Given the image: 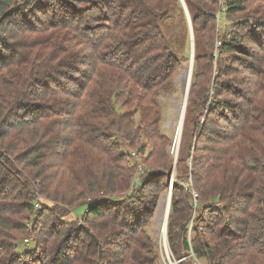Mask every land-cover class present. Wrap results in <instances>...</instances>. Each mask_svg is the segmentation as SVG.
Instances as JSON below:
<instances>
[{"label": "trees", "instance_id": "16d2710c", "mask_svg": "<svg viewBox=\"0 0 264 264\" xmlns=\"http://www.w3.org/2000/svg\"><path fill=\"white\" fill-rule=\"evenodd\" d=\"M184 2L194 33L188 122L206 100L200 46L212 53L222 3L233 26H248L220 38L218 67L240 53L247 71L264 78V0ZM249 7L255 18L237 15ZM189 40L181 0H0V264H154L145 226L172 167L158 95L171 91L190 59ZM251 40L260 54L248 51ZM257 81L252 97L250 86L241 90L248 104L241 124L229 119L230 132L198 148L190 175L200 218L190 221L189 184L172 183L166 237L179 264H192L191 253L207 264H264V176L255 174L264 146L253 138L264 135V94L256 100L264 83ZM147 146L135 185L123 147L139 155ZM205 200L221 202L229 216ZM38 216L42 240L31 255L21 241Z\"/></svg>", "mask_w": 264, "mask_h": 264}, {"label": "rangeland", "instance_id": "374dc122", "mask_svg": "<svg viewBox=\"0 0 264 264\" xmlns=\"http://www.w3.org/2000/svg\"><path fill=\"white\" fill-rule=\"evenodd\" d=\"M224 1L225 0H219L220 3ZM224 9L225 5L222 3V7L219 11L220 13H218L219 19L216 18V21L219 24L217 23L218 28L216 26L217 30L214 34L215 41L217 39H220L221 37H224V35L229 36L233 32L235 34L246 33L245 28L248 26V23L243 24L244 21H241V24L239 26H233L232 22L230 21L231 19L226 18ZM251 11L252 8L249 7L246 8L245 11H239L237 15L239 16L244 12H249V14L253 18H255L257 15L252 13ZM241 27H244V29H242ZM260 37L264 39V31H262ZM180 40L181 37H179L178 43L179 54L182 52V49L184 47V41L181 40L180 43ZM258 40H251L244 43L246 44V47L249 48L248 51L251 52V50H253L254 55L260 54L262 52V46H258ZM200 49L203 56L200 60V67L206 77V82L203 83L202 90V93L206 94V100L203 102V106H199L198 109H194V106L192 107V113L190 115V118L188 119V122L185 120V112L187 109V106H185L183 122L180 128L179 109L187 83L189 81L188 80L186 83L185 76L190 59H183L181 61L180 66L177 68L173 76L174 86L172 87L171 91L161 92L158 95V101L161 106L160 131L169 139V142L166 145V151L169 155L172 156V167L169 174V185L168 187L161 190L154 214L151 217L149 223L145 226L146 232L151 238L152 249L156 254L154 264H179V261L182 259H177L171 256L167 238L165 241L169 257H167L164 247L165 234L163 233V215H165L166 211L168 193L170 190L172 191V183L175 180L178 181L179 178H182L181 181L185 180L192 186V178L190 174L192 172V167L194 165L197 152L199 154L198 148L204 144H210V140L218 139L219 135H222L225 132H230L231 128H227L228 125L230 127L229 119H236L239 124H241L243 118V110H245L248 106L246 96L242 95L241 90L243 88L247 89L250 86V94L252 97V94L256 93L255 81L258 80L259 83H264L263 76L258 78L255 72L247 71L245 67L246 60L242 54H228L225 57L226 63L219 68V61L216 59V55L218 54V47H216L215 43L213 42V46L211 49L212 53H210V50L206 51L207 47L205 46V43L201 44ZM210 54L211 56H214L213 61H210ZM262 94H264V92H262L260 88V92L256 95V100L259 99ZM238 96L242 97L239 98ZM197 118L198 122L195 123ZM177 137L179 140H176ZM253 138L255 141H260V145L264 146L263 134L260 133L253 135ZM123 149L126 154L128 153L127 158L129 162H131V164L135 167L133 171V178L142 176L144 173L140 174L137 172V165L139 163H142L143 158L146 157L150 148L147 146L142 153L137 152L139 155L135 154L134 151H137L135 147H123ZM260 153L261 152H259V156H262V154L260 155ZM50 161L52 162V160ZM256 165L258 169L256 170L255 174L264 176V166H262V162L258 161L256 162ZM193 189L195 190V188ZM246 200V198L237 199L238 204L241 206H243V203L246 202ZM203 203L204 206L212 205L209 204L207 200H205ZM69 208L70 207H68V209ZM84 209L85 205L74 208V211L72 213L70 211V215L68 216L69 220L72 221L75 219V216L82 215ZM211 209L216 210L215 214L219 212L224 217L229 216V213L222 211L223 204L219 201L215 202L214 205H212ZM233 211L234 207H231V212L233 213ZM202 214L204 213L199 205L197 208L192 207L190 221L193 217L197 219L198 215L200 218ZM219 217L220 216H217L215 219L219 221ZM41 222H43V216H38L37 219L34 220V223L36 225L32 223L31 226H29V234L27 236V233L23 235V239L21 242L26 246V248L30 247L32 249H36L37 247H35V240L37 246H39L42 240L40 236V232L42 229L40 227V225L42 224ZM50 223L51 222L49 220L46 222L47 227L50 226ZM190 224L191 223H189L187 229L188 237L192 236L194 233V230H191ZM29 239L30 241H28ZM35 249L33 251H29L30 253H32L31 255L35 254ZM38 250L39 249H37V252ZM184 261H188V259L186 258ZM200 263L207 264L204 261H200Z\"/></svg>", "mask_w": 264, "mask_h": 264}, {"label": "water", "instance_id": "95a60500", "mask_svg": "<svg viewBox=\"0 0 264 264\" xmlns=\"http://www.w3.org/2000/svg\"><path fill=\"white\" fill-rule=\"evenodd\" d=\"M181 3H182V6L185 10V13H186V17H187V22H188V27H189V36H190V62H189V66H190V72L192 73V66H193V59H194V37H193V29H192V24H191V19H190V15H189V12L187 10V7H186V4L184 2V0H181ZM189 87H190V81L188 82L187 84V88H186V91H185V98H184V109H185V106H186V102H187V96H188V92H189ZM182 122H183V119L181 121V124L180 126H182ZM171 189H172V186H171ZM170 197H171V190L169 191L168 193V196H167V211H166V217H165V225H164V229H165V238L164 240H166V224H167V219H168V215H169V208H170ZM167 249V247H166ZM167 255L169 257V254H168V251H167Z\"/></svg>", "mask_w": 264, "mask_h": 264}, {"label": "built area", "instance_id": "2783aa9c", "mask_svg": "<svg viewBox=\"0 0 264 264\" xmlns=\"http://www.w3.org/2000/svg\"><path fill=\"white\" fill-rule=\"evenodd\" d=\"M220 13V12H219ZM217 18L219 19V15H217ZM221 39H217L216 41H215V45H216V47L217 46H219L220 45V43H221V41H220ZM175 144V143H174ZM177 148V147H176ZM134 154V153H133ZM137 168H138V173H140V174H143L144 173V167H143V165L141 164V163H139L138 165H137ZM189 181H190V179H189ZM133 182H134V184L136 185V184H139L140 183V176L138 177V178H134L133 179ZM183 184H185V185H187L188 184V182H186V181H184V182H182ZM189 190H190V192H191V195H192V202H193V207H196V205H197V193H196V191L192 188V186L190 185V183H189ZM191 223V222H190ZM191 225V224H190ZM162 229V228H161ZM164 247H165V252H166V255H167V249H166V241L164 240ZM191 256H192V258H193V264H201L200 263V261L195 257V255L193 254V253H191ZM167 257H168V255H167Z\"/></svg>", "mask_w": 264, "mask_h": 264}, {"label": "bare ground", "instance_id": "6f19581e", "mask_svg": "<svg viewBox=\"0 0 264 264\" xmlns=\"http://www.w3.org/2000/svg\"><path fill=\"white\" fill-rule=\"evenodd\" d=\"M190 66L188 65V67H187V70H186V76H185V78H186V83H187V81L189 80L190 81V79H191V72H190ZM188 81V82H189ZM188 84V83H187ZM186 88H187V86H186ZM185 91H186V89H185ZM184 98H185V93H184V96H183V98H182V100H181V103H180V109H179V121H180V124H181V121H182V119H183V117H184V112H185V109H183V106H184ZM180 128H181V126H180ZM176 140H179L178 139V137H177V139ZM177 144H178V141H177ZM168 204V203H167ZM166 211H167V206H166ZM166 211H165V215H163V233L165 234V227H164V225H165V217H166Z\"/></svg>", "mask_w": 264, "mask_h": 264}]
</instances>
